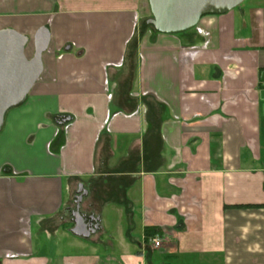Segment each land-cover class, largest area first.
Returning a JSON list of instances; mask_svg holds the SVG:
<instances>
[{
    "label": "crops",
    "instance_id": "obj_1",
    "mask_svg": "<svg viewBox=\"0 0 264 264\" xmlns=\"http://www.w3.org/2000/svg\"><path fill=\"white\" fill-rule=\"evenodd\" d=\"M150 17L147 0H0L28 59L49 31L0 131V264H264V0L177 35Z\"/></svg>",
    "mask_w": 264,
    "mask_h": 264
},
{
    "label": "water",
    "instance_id": "obj_2",
    "mask_svg": "<svg viewBox=\"0 0 264 264\" xmlns=\"http://www.w3.org/2000/svg\"><path fill=\"white\" fill-rule=\"evenodd\" d=\"M245 0H147L150 18L146 24L159 34L177 35L193 29L206 15H222L241 5ZM28 37L12 29L0 30V131L6 113L20 106L31 87L39 79L43 67L42 54L47 50L49 31L43 27L34 35V54L28 59L25 47ZM82 187L75 196L74 227L71 233L80 238H89L98 229L96 219L86 222L80 213ZM94 223V224H93Z\"/></svg>",
    "mask_w": 264,
    "mask_h": 264
},
{
    "label": "trees",
    "instance_id": "obj_3",
    "mask_svg": "<svg viewBox=\"0 0 264 264\" xmlns=\"http://www.w3.org/2000/svg\"><path fill=\"white\" fill-rule=\"evenodd\" d=\"M144 24H145V21H144ZM146 27V29H150L152 31L153 28L149 25H144ZM262 207H264V205H260ZM260 206H253V205H238V206H233L234 208H249V207H260ZM159 235V231L153 227H147L144 229V239H145V242L148 243L152 238H154L155 236H158Z\"/></svg>",
    "mask_w": 264,
    "mask_h": 264
},
{
    "label": "built area",
    "instance_id": "obj_4",
    "mask_svg": "<svg viewBox=\"0 0 264 264\" xmlns=\"http://www.w3.org/2000/svg\"><path fill=\"white\" fill-rule=\"evenodd\" d=\"M260 82H261V85L264 86V73H263V75L261 77V81ZM160 241H161L160 238L157 237V236H155L154 238L151 239V242H152V244H153V246L155 248H157V247H159L161 245Z\"/></svg>",
    "mask_w": 264,
    "mask_h": 264
},
{
    "label": "rangeland",
    "instance_id": "obj_5",
    "mask_svg": "<svg viewBox=\"0 0 264 264\" xmlns=\"http://www.w3.org/2000/svg\"><path fill=\"white\" fill-rule=\"evenodd\" d=\"M245 1H246V0H245ZM245 1H244V2H245ZM249 1H251V0H249Z\"/></svg>",
    "mask_w": 264,
    "mask_h": 264
}]
</instances>
